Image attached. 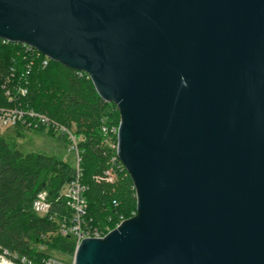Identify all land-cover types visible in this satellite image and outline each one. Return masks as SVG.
Segmentation results:
<instances>
[{"label": "water", "instance_id": "obj_1", "mask_svg": "<svg viewBox=\"0 0 264 264\" xmlns=\"http://www.w3.org/2000/svg\"><path fill=\"white\" fill-rule=\"evenodd\" d=\"M0 37L120 111L137 214L76 264H264V0H0Z\"/></svg>", "mask_w": 264, "mask_h": 264}, {"label": "trees", "instance_id": "obj_2", "mask_svg": "<svg viewBox=\"0 0 264 264\" xmlns=\"http://www.w3.org/2000/svg\"><path fill=\"white\" fill-rule=\"evenodd\" d=\"M43 61L22 43L0 40V114L33 111L69 130L78 141L87 223L107 233L137 214L136 188L115 148L120 111L100 97L87 73L54 61L45 67ZM24 120L16 124L19 136L47 131L71 146L70 137L55 133L52 126L30 117ZM107 172L113 173V182L106 180ZM76 176L75 162L41 152L24 153L11 146L10 138L0 137V247L33 264L52 257L41 247L72 256L75 240L58 234L56 219L67 213L60 194ZM41 193L51 204L50 216L41 217L33 209Z\"/></svg>", "mask_w": 264, "mask_h": 264}, {"label": "built area", "instance_id": "obj_3", "mask_svg": "<svg viewBox=\"0 0 264 264\" xmlns=\"http://www.w3.org/2000/svg\"><path fill=\"white\" fill-rule=\"evenodd\" d=\"M1 39H3L4 44L12 42L4 38H0V40ZM22 45L27 49V51L32 52L34 55H37L38 57L43 56L44 57L43 66L46 67L48 63L51 61L49 57L39 52L35 47L26 43H22ZM19 91L22 95L26 94V90L22 88H20ZM25 117H30L33 120L37 119L41 122V124L46 125L47 127L52 126L55 133L66 135L68 139L69 137L71 139L70 151L75 155L74 162L77 169V176L76 179H74L70 184H68L60 194V198L65 203L67 213L58 217L56 221L58 222L59 225L58 234L62 235L63 237L73 238L75 240L76 243L75 252L71 256V260L69 262H61L56 258L48 257L43 259L41 264H76L75 254L83 240L102 239L107 237L109 233H111L113 230L108 231L106 233L105 231H102L97 227L90 226L87 223L88 204L85 198V193L87 191V188L81 182V173H80L81 157L78 150V141L71 133H69V130L67 128L56 124H51L47 118L39 114H36L33 111L27 112V111L14 109L10 111H4V110L1 111L0 130L2 129V127L7 126L9 124H13L16 126L18 122L21 121L24 122ZM120 125L116 130L117 135L119 132ZM104 131L106 130L104 129ZM115 148L118 152V144L115 146ZM106 180L108 182L114 181V175L112 172L106 173ZM33 209L41 217H46L51 215L52 207L51 204L48 202L46 193H41L38 195L37 199L34 202ZM135 216L136 214L133 215V217ZM51 218L54 219L53 216H51ZM125 221L126 220H122L116 226L115 229H117ZM40 249L44 250L43 247H41ZM0 264H33V263L29 261L26 257L17 254H12L7 249H3L2 247H0Z\"/></svg>", "mask_w": 264, "mask_h": 264}, {"label": "rangeland", "instance_id": "obj_4", "mask_svg": "<svg viewBox=\"0 0 264 264\" xmlns=\"http://www.w3.org/2000/svg\"><path fill=\"white\" fill-rule=\"evenodd\" d=\"M0 137L5 139L10 138L11 146L24 153H46L69 164L75 161V155L70 151V146H68V144L62 139L49 134L47 131L43 133L26 132L25 136L21 137L17 133L16 126L9 124L2 127L0 130ZM43 251L47 252L53 258H56L61 262H69L71 260V256L69 255L48 251L45 248Z\"/></svg>", "mask_w": 264, "mask_h": 264}]
</instances>
